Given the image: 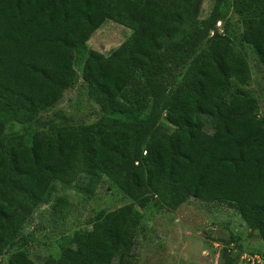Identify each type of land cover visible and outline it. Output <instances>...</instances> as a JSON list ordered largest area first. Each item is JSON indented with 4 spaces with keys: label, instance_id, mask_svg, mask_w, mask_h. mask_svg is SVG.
<instances>
[{
    "label": "trees",
    "instance_id": "16d2710c",
    "mask_svg": "<svg viewBox=\"0 0 264 264\" xmlns=\"http://www.w3.org/2000/svg\"><path fill=\"white\" fill-rule=\"evenodd\" d=\"M202 2L0 0V246H16L6 264H36L25 243L17 247L21 230L56 183L78 179L88 188L106 179L132 205L97 213L73 236L75 249L44 264H136L135 203L143 196L165 212L189 199L233 206L264 240V116L251 94L229 95L233 81L251 79L243 45L264 64V0H215L200 19ZM106 21L131 34L109 55L83 58L86 95L101 117L35 132L29 143L6 133L9 122L36 121L74 87V52ZM218 22L223 33L211 36ZM146 98L149 114L137 119L132 101ZM200 115L214 119L212 133ZM63 204L57 198L52 208L61 213Z\"/></svg>",
    "mask_w": 264,
    "mask_h": 264
},
{
    "label": "rangeland",
    "instance_id": "374dc122",
    "mask_svg": "<svg viewBox=\"0 0 264 264\" xmlns=\"http://www.w3.org/2000/svg\"><path fill=\"white\" fill-rule=\"evenodd\" d=\"M215 0H203L200 19L208 16ZM228 30L236 35L240 23L230 10ZM224 22L216 24L213 33H223ZM131 34V30L113 21H106L88 40L84 49L74 52L76 78L75 85L64 92L60 101L49 111L43 112L33 122L20 125L9 122L6 133L21 134L26 142L35 132H47L63 124H91L102 115L101 109L86 95V85L81 77L83 58L91 50L109 55ZM235 44L237 41H235ZM237 49L239 47L236 45ZM242 49L251 70V79L247 84L232 82L229 95L248 93L254 96L259 105L258 116H264V64L248 45ZM129 93V92H128ZM125 100V99H124ZM132 101L137 110H141L137 119L147 118L150 109L146 98L141 103ZM148 108V109H147ZM164 118L149 128V135L160 130ZM205 130L213 132L214 119L200 115ZM57 198L64 200L61 213L52 206ZM160 204V203H159ZM156 199L143 196L135 203L139 218L135 222L136 264H234L239 253H253L264 247L257 231L250 230L241 219L239 212L224 203H209L198 199H189L177 210L165 212ZM132 200L124 197L108 180L103 179L95 187L88 188L83 181L71 185L60 182L54 185L49 204L37 207L21 230L17 247L25 243L29 256L36 264H44L49 258H55L63 248L75 249L74 235L91 227L99 212H109L131 206ZM0 246V264H6L7 256L13 249ZM239 262V261H238Z\"/></svg>",
    "mask_w": 264,
    "mask_h": 264
},
{
    "label": "built area",
    "instance_id": "2783aa9c",
    "mask_svg": "<svg viewBox=\"0 0 264 264\" xmlns=\"http://www.w3.org/2000/svg\"><path fill=\"white\" fill-rule=\"evenodd\" d=\"M220 23V22H218ZM240 264H264V247L260 253H241L239 256Z\"/></svg>",
    "mask_w": 264,
    "mask_h": 264
}]
</instances>
